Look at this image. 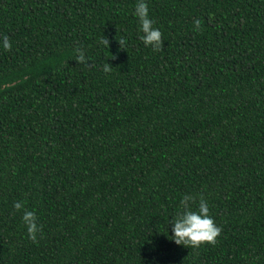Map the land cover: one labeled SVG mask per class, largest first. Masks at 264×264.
Returning a JSON list of instances; mask_svg holds the SVG:
<instances>
[{
  "label": "trees",
  "instance_id": "obj_1",
  "mask_svg": "<svg viewBox=\"0 0 264 264\" xmlns=\"http://www.w3.org/2000/svg\"><path fill=\"white\" fill-rule=\"evenodd\" d=\"M147 2L160 50L135 0H0V264H264V0ZM185 194L215 243L171 240Z\"/></svg>",
  "mask_w": 264,
  "mask_h": 264
},
{
  "label": "clouds",
  "instance_id": "obj_2",
  "mask_svg": "<svg viewBox=\"0 0 264 264\" xmlns=\"http://www.w3.org/2000/svg\"><path fill=\"white\" fill-rule=\"evenodd\" d=\"M132 15L138 24L137 38L145 47L153 50H160L162 47L161 31L154 27V20L149 15L147 0H135ZM201 21L199 18L193 21V30L199 31ZM108 45V41L103 38ZM120 47L125 45L122 38L119 41ZM12 48V41L7 34H0V51H8ZM78 63H86L87 57L80 49H76L74 57ZM110 64L104 65V71L110 70ZM13 209L21 210V222L25 227L29 239L35 240L41 227L37 222L35 211L24 207L19 200L13 202ZM172 241L178 245L197 247L203 243L213 244L219 235L221 228L214 222L209 214V204L202 196L185 194L179 200V210L174 218H170Z\"/></svg>",
  "mask_w": 264,
  "mask_h": 264
}]
</instances>
